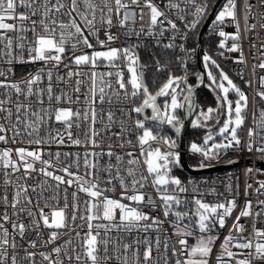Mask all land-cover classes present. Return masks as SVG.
I'll use <instances>...</instances> for the list:
<instances>
[{
	"label": "snow or ice",
	"instance_id": "6c2138e0",
	"mask_svg": "<svg viewBox=\"0 0 264 264\" xmlns=\"http://www.w3.org/2000/svg\"><path fill=\"white\" fill-rule=\"evenodd\" d=\"M258 3L264 9V0H258ZM181 4L194 8L196 19L192 27L207 15V4L197 3V0H168L165 8L184 13ZM132 5L140 8L141 20L144 18L143 7L149 9L147 29L143 26L139 30L127 27L129 22L135 24L136 21L137 13ZM254 6L249 0H244L247 30L255 28L254 24L248 25ZM143 7L140 0H0V143L26 142L36 146L0 149V206L4 209L0 212V264H37V256L40 258L39 264H161V259L163 264H173L172 258H175L174 264H210L213 248L219 239L211 233L217 225L225 228L236 202L233 199L209 204L202 198H194L195 211L187 208L189 201L182 199L180 194L188 189L178 177L172 175V169L181 164L180 153L174 150L176 142L154 134L145 124L147 120L167 123L179 133L181 118L177 110L184 108V103L178 100L180 93L177 88L181 81L187 80V76L170 75L162 87L152 94L145 79L147 65L140 63L136 52L139 45L122 48L111 46L119 39L111 32L113 27L124 29L125 36L137 37L155 36L157 30L163 36L167 30L165 25L176 30V23L168 19L166 12L153 0H144ZM179 19H184V16L180 15ZM226 22L234 23V33L223 30ZM213 25V30H218L217 34L221 37L219 48L229 52L240 51L239 62L242 63L243 53L238 43L241 34L237 0H226L215 15ZM101 28L105 30L106 40L98 37ZM89 36H96L100 50H95ZM228 40L233 43L228 45ZM69 44L73 50L69 62L77 69L80 66L90 68L87 74L69 69L67 79L59 74L55 76L57 83H67L77 77L72 88L75 99L63 90L57 94L53 84V71L64 64ZM78 46L94 50L90 54L76 55ZM164 47L172 48L174 45L169 43ZM203 60L206 68L209 65L220 68L208 54L204 55ZM38 62H42L43 66L34 73L30 72L20 80L10 79L14 75V64ZM100 65L109 70L98 72L96 69ZM45 66H48L47 70ZM257 66L264 69V61ZM64 67L68 68V65ZM85 75L88 87L83 96L84 107L74 109L62 106L81 103V86L85 81L80 77ZM219 76L221 82H217L211 71L208 72L209 80L223 92L218 99L226 106L228 118L219 129V135L226 142H214L209 146V141L213 140L209 134L203 145L192 143V153L201 155L205 160L219 159L220 150L241 145L237 132L245 122V110L248 108L247 95L223 70ZM223 81H227L228 87ZM260 86L264 89V76L260 77ZM230 89L238 96L234 108L233 102L228 99ZM187 93L184 101L191 110L194 102L190 87ZM257 95L264 100V90L257 92ZM159 96L170 97V102L165 101L163 110L157 104ZM104 104L110 106L107 111L103 108ZM113 104L130 105L117 108L122 117L131 118L133 113L137 115L134 128L127 127L124 119H121L120 130L114 132L113 136L124 141L118 147H138V155L133 151L124 155L115 153L111 145L107 151L95 150L103 143L101 132H108L117 124L116 113L111 107ZM149 108L152 115L143 116L145 109ZM212 112L213 109L209 108L201 115L207 121ZM253 121L256 127L248 129V151L253 150L254 138L259 137L260 141H264V109L260 110L258 120L253 114ZM53 123L60 125L62 130L53 128ZM82 123L87 125L83 140L79 136L74 137L72 131L74 126L79 129ZM98 123L101 129L96 127ZM124 133L135 134L136 143L124 140ZM21 138H26V141ZM157 140H162L167 150L152 148L150 141ZM66 143L75 146L84 144L86 150L83 156L80 153L44 151V146ZM89 145L91 150H88ZM256 150L264 154V144ZM45 155L48 159L44 158ZM61 156L64 160H61ZM104 157L108 160L101 163ZM206 166L203 162L199 164L200 168ZM81 167L83 173L80 172ZM33 173L43 179L35 184L28 183ZM117 183L122 189L120 199L109 197V189L105 187L111 185V190L115 191ZM61 185L65 186L63 197L60 196ZM73 187L75 191L71 192L69 200L68 189ZM149 187L156 193L155 197L145 191ZM261 189H264V182H260L257 192ZM80 193L84 194L83 211ZM258 205L257 217L264 212V201H259ZM156 211L162 212L163 219L152 214ZM252 215L251 201H245L219 246L216 264H233V261L235 264H264V229L257 228L256 222H253L252 230L256 237L253 243L252 239L243 235L246 229L240 223L242 217ZM24 217H27V222ZM77 220L83 223L77 226ZM165 222L173 229L174 243L170 237L161 241L159 234L164 231ZM233 231L237 235H233ZM150 232L157 233L154 241L148 235H139ZM133 233L137 235L132 237ZM30 234H34L35 238H31ZM189 237L195 238L194 244L188 243ZM161 248L163 256L159 255ZM154 249L157 253L155 260Z\"/></svg>",
	"mask_w": 264,
	"mask_h": 264
},
{
	"label": "built area",
	"instance_id": "2783aa9c",
	"mask_svg": "<svg viewBox=\"0 0 264 264\" xmlns=\"http://www.w3.org/2000/svg\"><path fill=\"white\" fill-rule=\"evenodd\" d=\"M212 0H197V3H206L207 4V11L209 8V5ZM155 4H157L161 10H164L166 14L168 15V19L173 20V22L176 23L177 28L176 30L171 29L170 26L165 25V28L167 29L164 32L163 36L159 35V32L157 30V33L155 36H149V35H141L137 37L136 35H124V29H119L118 27L111 28V32L113 34H116L119 36V39L114 41L111 46L122 48V47H128L132 45H139V47L136 49V52L139 55H144L146 52H149L151 56L154 57L155 61L159 59V53L158 51L167 52V55L174 60L173 69L176 72L177 77H185L187 76L186 81H181L179 87L177 88V92L180 93L178 95V100L180 102L183 101L184 95H185V85H194L195 83H200V78L197 80L194 79V83H191V79L196 72L193 74H190V69L193 65H195V49L190 47V42L193 39L194 35L196 34V31L199 30L198 28L200 25H202L203 18L200 19V23L197 24L195 27H192L193 21L196 19V17L193 15L194 8L192 5H185L181 4V8L185 9L184 13H179L177 10H168L165 8V5L167 4L168 0H153ZM216 2V1H215ZM250 3L254 4L255 6L252 8L251 15L248 20V25H255V28L251 30H247L245 26L244 21V0H237V13H238V20L240 24V34L241 39L239 40V44L242 49L243 53V62H239L241 53L240 51L237 52H229L226 49L217 48L215 50V55L219 57L220 63L228 68L231 69L232 76L234 79L238 82H243L246 85V95L248 97V108L245 112V122L243 124L242 132L240 135L241 139V145L238 148H229L226 151L220 150L219 159H211V160H205L201 155L192 153L191 150H188V144L192 139H187L186 136V148L185 150H181L178 146L177 140L176 142V149L175 151H178L179 153H184L186 155V161L187 159H190L193 164H188V166L191 169H207V168H214L223 164L231 163L236 161L237 165L224 170V171H218L215 173L210 174H204V175H187L183 173L179 167H174L172 169V174H177L179 176V179L182 181V184L187 187L188 191L186 193L180 194L182 199H187L189 203L187 204V208L191 209L193 212L195 211V205L192 203L194 198H202L204 202H207L209 204H215L217 202H227L229 200H235L236 202V208L233 210L232 216L227 218L226 226L225 228H219L217 225L214 231L211 233L212 235L218 236L219 239L216 241V244L213 248V254L210 258V264H216L215 257L218 254L219 246L221 242L223 241L224 237L228 234L231 224L234 221V218L239 215L240 210L244 207L245 201H251L252 204V212L253 215L249 217H242L240 220V223L245 226V232L243 233L244 236L249 237L253 240V243L256 242V237L253 234L252 225L253 222H256V227L260 229H264V212L260 214L259 217L255 215V213L259 209L258 202L264 201V189H261L259 192H257V189L260 187V182H264V168H261L257 166L256 162L257 160L264 161V154L258 152L256 148L258 146H261V144H264V141H260L259 137L254 138L255 143L252 151H248L247 144L249 141V137L247 135L249 128H255L256 124L253 121V114L255 113L257 120L259 117V112L261 109H264V100H261L260 97L257 95V92L262 91L264 89L260 86V77L264 76V69L259 68L257 65L264 61V27H261V24H264V9H262L259 6L258 0H249ZM144 0H140V6L143 7ZM226 3V0H223L221 5L219 6L217 12L215 15L221 10L222 5ZM133 10L136 11V21L135 24L132 22H129L128 28H135L136 30H139L140 27H144L147 29L148 27V21H149V9L146 7H143L144 12V18L143 20L140 19L139 13L140 8H138L135 5L131 6ZM211 11V10H210ZM183 15L184 19H179V16ZM215 15L213 19L209 22L206 29L203 32V42L206 41L208 43L217 41L218 46L219 42L221 40V37L217 34V31H214V25L213 21L215 19ZM11 22V21H9ZM116 23V19L114 18V24ZM223 27V30L227 33H234L236 31L234 23L226 22V24ZM104 29L101 28L100 32L98 33V37L100 40H106V36L104 34ZM11 35V33L9 34ZM31 37V33L28 34ZM87 35V33H86ZM89 41L94 45L95 50H100V45L97 43L96 36H89ZM202 42V44H203ZM173 44L174 47L172 48H166L164 45L167 44ZM228 45H231L233 41L228 40L226 41ZM182 46V47H181ZM68 51L66 52V58L64 60V64H62L58 70L53 71V84L54 88H56L57 94L61 90L68 92L73 95V99H75V93H72V88L75 87V80L77 77H73L71 81H68L67 83H57L55 81V76L57 74L61 76L66 77V72L71 70H79L85 74H87L90 71V68L88 66H80L79 69L76 68L74 64H71L69 62V59L72 54L73 50L71 49V45L68 46ZM94 49H89L87 47L78 46V48L75 50V54H81L85 52L93 51ZM223 52V55H220V53ZM141 63V62H140ZM67 64L68 68H65L64 65ZM43 66L42 62H38L35 64H14V75L10 77V79L13 80H20L21 78L27 76L28 73L32 72L34 73L36 70L41 68ZM123 67V64H121ZM160 67L161 70L159 72H166L170 71V65L159 62V65L156 63L155 69L157 71V67ZM7 67V66H4ZM48 66H45L47 70ZM196 67V66H195ZM98 72H106L109 69H107L104 65H100L97 69ZM148 68L145 69V74L147 73ZM125 75L127 76V70L124 68ZM80 79L84 80L85 83L81 86V103L79 105L77 104H64L62 106L64 107H73L74 109L79 107L83 108V96L84 93L87 91V75L80 77ZM46 83V81H45ZM183 90V91H181ZM2 91V90H0ZM162 102L160 104L161 110H163V105L165 101L170 102V97H164L161 99ZM158 104V103H157ZM130 105H116L113 104L112 110L116 113V119L117 124L116 126L112 127L110 131L108 132H101V136L103 137V143L101 144V147L98 149H95L96 151H107L108 146H112V150L115 153L124 155L128 151H133L137 155L139 154L138 147L133 148L132 146H125V147H118L119 144L123 143V140H120L119 138L113 136L114 132H118L120 130L119 122L121 119H124L125 124L129 128H134V121L137 118L136 114H132L131 118H128L126 116L122 117L121 113L117 111V108L124 107L127 108ZM159 106V105H158ZM110 106L108 104H104L103 108L105 111L108 110ZM141 118V117H140ZM182 121V119H181ZM145 124L147 127L151 128L153 133L160 136V137H166L165 132L169 131L167 128V123L163 124H152L145 121ZM153 125L151 127L150 125ZM98 129H101L102 126L98 123L96 125ZM53 128H61L60 125H57L53 123ZM87 129L86 124H81V127L78 129L75 126L73 127V136H79L81 140L84 139V132ZM62 130V128H61ZM11 135V133H9ZM25 139L26 138H21ZM196 140V138H194ZM124 140H132L133 144L136 143L135 134L129 135L127 133H124ZM172 140V139H171ZM199 140V139H198ZM174 141V140H173ZM200 143V142H199ZM152 148H160L161 150H167V146L163 143L162 140L157 141H150ZM203 145V144H201ZM4 147H26V148H34L35 145H28L25 143H18V144H8L5 145L3 143H0V149H3ZM147 147V146H146ZM85 146L84 144H81L80 146L71 145L70 143H66L65 145L57 146L56 144H52L50 146H44L45 153L52 152L55 153L56 151H60L61 153L64 152H71V153H80L81 156H83V153L85 152ZM88 150H91V146H88ZM45 159H48V156L45 155ZM71 159V158H70ZM61 160H64V157L61 156ZM108 160L107 157H104L101 160V163H105ZM141 161H143V157H141ZM250 161V164L247 162ZM113 162H115L113 160ZM203 162L205 163L206 167L200 168L199 164ZM39 167V165H37ZM251 169V171H249ZM73 171H76L75 168L72 169ZM80 172L83 173V168L81 167ZM59 174V173H58ZM106 176V174H104ZM43 177L39 176L37 173L32 174V179L28 181L30 184L38 183L40 180H42ZM0 182H2V177H0ZM54 183V182H52ZM248 185H251V187H248ZM65 186L61 185V192L60 196L63 197V188ZM109 189L107 192V195L114 199H120L122 189L119 187L118 183L115 186V191H112L111 185H105ZM75 191V188H69V200H71V192ZM145 191L156 196V193L152 188H147ZM49 193H51V189H49ZM80 196L82 198L81 200V211H83V198L84 194L80 193ZM125 203H128V201H124ZM157 203H159V200L157 199ZM60 206L62 207V200ZM3 206H0V212H2ZM147 211V209H145ZM153 215L159 216L161 219H163L162 212L156 211L152 213ZM25 221L27 222V217H24ZM83 223L82 221L77 220L76 224L77 226L79 224ZM187 223V221H185ZM164 231H162L159 235L161 237V241L165 239L166 237L171 238V242H175V237L172 235L173 229L169 225V223L165 222L163 225ZM31 238H35L34 234H30ZM115 235V233H113ZM137 234L133 233L132 237H135ZM141 237L144 235H148L150 239L153 241L155 240L157 233L150 232V233H139ZM233 235H237L236 232L233 231ZM189 244L195 243L194 237L188 238ZM143 249V245H141V250ZM37 250H43V249H37ZM234 251H237L236 249H233ZM248 251V250H244ZM154 260L157 256V253L154 249ZM160 256L164 255L163 248H161V252L159 253ZM170 255V252L168 253ZM243 258V257H239ZM174 259L172 258L173 264ZM39 256H37V264H39ZM161 264H163V260L161 259ZM233 264L235 262L233 261ZM255 264H262V262H255Z\"/></svg>",
	"mask_w": 264,
	"mask_h": 264
},
{
	"label": "trees",
	"instance_id": "16d2710c",
	"mask_svg": "<svg viewBox=\"0 0 264 264\" xmlns=\"http://www.w3.org/2000/svg\"><path fill=\"white\" fill-rule=\"evenodd\" d=\"M216 0H212L208 11H207V15L209 14L210 10L212 9V6L214 5ZM207 15L205 16V18L207 17ZM204 18V20H205ZM203 20V21H204ZM201 26V25H200ZM200 28V27H199ZM198 28V29H199ZM198 30L196 31V34L194 35L193 39L190 42V47L195 49V44H196V35H197ZM217 48H219L218 46V42L214 41L211 43H208L206 41L203 42L202 46H201V57L203 54H208L209 56H211L217 64H219L221 67L225 68L227 73L232 76V72L231 69L222 65L220 63L219 57L217 55H215V50H217ZM159 53V59H157L158 62H164L168 65H170V71H166V72H159L156 71L155 69V65L157 63V61H155L154 57L151 56L149 54V52H146L144 55H140V62L141 64L147 65V73L145 74V79H146V83L149 87V90L152 94H154L168 79V77L171 76H176V72L174 71V60L173 58H171L169 56V54L167 55V52H161L158 51ZM216 70V68H214ZM213 69V70H214ZM194 72H196V67L195 65H193L190 69V74H193ZM191 83H194V79L190 80ZM204 82H205V87L200 90L197 95H196V100L198 103V107L200 111H206L209 108L213 109L212 112V117L210 118L209 121L202 123L200 122L202 125L210 127V126H214L216 121L219 118L220 115V111H221V104H220V99H218V97H220L219 92H217L216 90L208 87L209 85V81L208 79H206L205 75H204ZM238 82V81H236ZM240 85L243 87L244 91L246 92V85L243 82H239ZM162 100L158 101V105L160 106ZM148 115V113H147ZM178 115L180 116V118L182 119L181 116V112H178ZM223 120V117L219 123V125L221 124ZM151 127H153V125H150ZM218 126H215L212 130H209L211 132L215 131L217 129ZM207 133V131H191L187 134V139H194V138H199L201 137V134L204 136ZM165 136L167 138H170L172 140H176L175 136L170 132V131H166L165 132ZM188 164H193V162L190 159H187Z\"/></svg>",
	"mask_w": 264,
	"mask_h": 264
},
{
	"label": "water",
	"instance_id": "95a60500",
	"mask_svg": "<svg viewBox=\"0 0 264 264\" xmlns=\"http://www.w3.org/2000/svg\"><path fill=\"white\" fill-rule=\"evenodd\" d=\"M223 0H216V2L214 3V5L212 6L211 11L209 12V14L207 15V17L205 18V20L203 21L202 25L200 26L197 35H196V44H195V66H196V73L189 78H193V79H198L200 78V83L197 82L194 85H185V95H187V89L190 87L192 89V99L194 102V107L189 110L188 108V104L186 101H182V103H184V108L180 109L181 112V116H182V121L181 124L178 125V127H180V131L179 133L176 132L175 128H173L170 125H167L168 130L175 136L178 146L181 150H185L186 148V136L189 132L191 131H209L212 130L215 126H218L222 116H223V105L221 104V111H220V115L218 120L216 121L214 126H211L210 128H205L203 127L198 118H197V114H198V103L196 100V95L197 93L202 90L205 87V82H204V69H203V65H202V58H201V46H202V42H203V32L206 29L207 25L209 24V22L213 19L215 13L217 12L219 6L221 5ZM162 87V86H161ZM159 90V89H158ZM157 90V91H158ZM156 91V92H157ZM155 92V93H156ZM154 93V94H155ZM184 95V96H185ZM163 96H159L157 97V103L158 101H160L161 99H163ZM148 113V115H147ZM152 115V111L151 109H145V112L143 113V116H148L150 117ZM143 116H141V118H143ZM146 122L148 123H152V124H160L157 121H152V120H147ZM194 124L198 125V126H194ZM181 156V164L179 166L180 170L187 174V175H204V174H210V173H215L218 171H224L227 169H230L234 166L237 165V162H231V163H227V164H223L214 168H207V169H191L186 161V155L184 153H180ZM248 164H250V161L247 162ZM257 166L264 168V161L262 160H257L256 162Z\"/></svg>",
	"mask_w": 264,
	"mask_h": 264
},
{
	"label": "rangeland",
	"instance_id": "374dc122",
	"mask_svg": "<svg viewBox=\"0 0 264 264\" xmlns=\"http://www.w3.org/2000/svg\"><path fill=\"white\" fill-rule=\"evenodd\" d=\"M91 52H92V51H90V52H85V53L90 54ZM81 54H82V53H81ZM78 55H80V54H78ZM204 55H205V54H203L201 58H202V65H203V69H204L205 77H206V79H208V81H209V85H208V87H210V88L216 90L217 92H219L220 97L223 96V92H222V90L219 89V88H217L216 85L212 84V82H211V81L209 80V78H208V72L211 71V72L213 73V75L216 77L217 82H221V80H220V76H219V73H220L221 70H223V72L226 73V74L229 76V78L233 81V83L236 84V85L241 89V91H243V92L246 94V92L244 91V89H243V87L240 85V83H239V82H236V80L234 79V77H231V76L227 73V71H226L225 68H223V67H221V66H220V68H216V67H214V66H212V65H209V67L206 68V67H205V62H204V60H203ZM212 59H213V58H212ZM214 68H216V70H215ZM213 69H214V70H213ZM223 83H224L225 87H228V85H227V81H223ZM228 99H229L230 101L233 102V108H234V107H235V101L238 99V96H237V94H236L234 91H232L231 89L229 90V93H228ZM221 102H222V101H221ZM222 105H223V110H224V111H223V116H222V117H223V120H222L221 124L218 125V127H217V129H216L215 131H213V132H211V131H207V133H206L204 136L201 134V137L196 138V140H195V139H192V141H190L189 144H188V150H191V144H192V143H196L197 145H201V144H203L205 137L208 136L209 134H211V135L213 136V140L209 141V146H210L212 143H214V142H215V143L226 142V141L224 140V137L221 136V135H219V129L223 126L225 120L228 118V116H227V112H226V106L223 104V102H222ZM198 109H199V108H198ZM179 111H180V109L177 110V114H178ZM201 112H205V113H206L207 110H206V111H200V110H198L197 118H198L199 122L205 123V122L209 121L210 118L212 117V113H211V114H210V118H209L207 121H205L204 117L201 115ZM245 112H246V110H245ZM200 124H201V123H200ZM201 125H202V124H201ZM202 126L205 127V128H210V127H211V126H210V127H207V126H204V125H202ZM242 128H243V126H242L240 129H238L237 134H238L239 137H240V135H241ZM226 135H227V134H226ZM198 139H199V140H198ZM199 142H200V143H199ZM172 175L175 176V177H178V178H179V176H178L176 173H175V174H172Z\"/></svg>",
	"mask_w": 264,
	"mask_h": 264
},
{
	"label": "flooded vegetation",
	"instance_id": "af4514ba",
	"mask_svg": "<svg viewBox=\"0 0 264 264\" xmlns=\"http://www.w3.org/2000/svg\"><path fill=\"white\" fill-rule=\"evenodd\" d=\"M199 108V107H198ZM199 110V109H198Z\"/></svg>",
	"mask_w": 264,
	"mask_h": 264
}]
</instances>
